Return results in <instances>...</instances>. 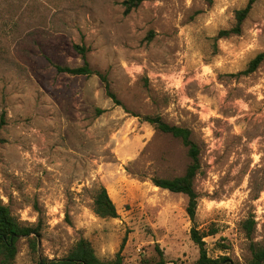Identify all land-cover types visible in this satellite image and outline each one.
Listing matches in <instances>:
<instances>
[{"label":"rangeland","instance_id":"obj_1","mask_svg":"<svg viewBox=\"0 0 264 264\" xmlns=\"http://www.w3.org/2000/svg\"><path fill=\"white\" fill-rule=\"evenodd\" d=\"M123 1L0 0V196L41 232L36 254L18 239L15 264L63 258L82 238L102 259L155 260L159 248L169 264H195L193 227L218 230L204 239L210 256L247 264V222L264 246V62L241 72L264 51V0L227 38L250 0H152L127 14ZM85 60L120 105L96 75L56 69ZM146 116L192 132L195 222L186 195L152 182L184 175L188 149ZM100 185L115 219L93 212Z\"/></svg>","mask_w":264,"mask_h":264},{"label":"trees","instance_id":"obj_2","mask_svg":"<svg viewBox=\"0 0 264 264\" xmlns=\"http://www.w3.org/2000/svg\"><path fill=\"white\" fill-rule=\"evenodd\" d=\"M152 0H124L122 5L125 7V13L140 7L144 2ZM256 0H250L248 4L236 11L235 25L227 30H221L218 33V38H227L233 35H239L242 32V25L248 17L253 4ZM84 54V48L76 46ZM85 58V57H84ZM264 62V51L257 54L248 64L247 68L241 74L249 75L257 71V69ZM60 73H67L74 76H87L91 77L96 75L102 82L106 94L114 103L120 105L114 92L111 90L108 75L92 69L89 63L85 60L82 66L67 67L56 66ZM144 121L152 125L157 131L169 134L172 137L180 140L182 144L188 149V156L190 164L188 165L184 175L175 178H153L152 182L156 187L168 190L172 193H181L188 197V204L186 207L187 214L192 222H195L196 211L198 207V195L194 189V181L201 167L199 153L200 150L192 139V132L190 129L171 125L165 122L160 116H146ZM93 212L100 218L115 219L118 217V212L115 203L113 202L107 188L100 185L96 188L93 196ZM254 222H247L245 229L247 237L251 240L249 244L250 259L247 264H264V246L253 241ZM39 227L23 226L19 223L17 218L12 214L10 208L5 205L0 196V264H15L16 256L18 253L17 241L18 235L28 238V245L31 253H37L38 240L40 235ZM218 233L217 229H211L209 232L199 231L192 228L190 235L191 240L199 249V257L195 264H230L225 256L212 257L208 254L206 249V242L204 239L208 236H213ZM222 249H227L224 244L221 245ZM158 259L151 260L142 256L138 258L134 264H169L163 251L157 248ZM40 264H131L125 261L122 252L119 251L111 259H102L97 254L92 243L87 239H80L71 248L69 253L63 258L48 259L42 258L39 260Z\"/></svg>","mask_w":264,"mask_h":264},{"label":"water","instance_id":"obj_3","mask_svg":"<svg viewBox=\"0 0 264 264\" xmlns=\"http://www.w3.org/2000/svg\"><path fill=\"white\" fill-rule=\"evenodd\" d=\"M20 237H22V236L18 235V238H20Z\"/></svg>","mask_w":264,"mask_h":264}]
</instances>
